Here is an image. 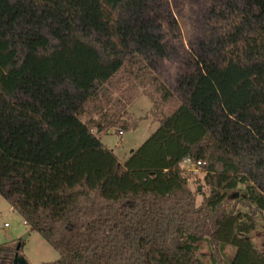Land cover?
Returning a JSON list of instances; mask_svg holds the SVG:
<instances>
[{"label":"trees","instance_id":"16d2710c","mask_svg":"<svg viewBox=\"0 0 264 264\" xmlns=\"http://www.w3.org/2000/svg\"><path fill=\"white\" fill-rule=\"evenodd\" d=\"M195 1L169 87L155 72L179 56L183 0H0V196L51 264H264V0ZM141 84L159 125L120 162L100 134L129 130ZM186 161L224 179L195 191Z\"/></svg>","mask_w":264,"mask_h":264},{"label":"rangeland","instance_id":"374dc122","mask_svg":"<svg viewBox=\"0 0 264 264\" xmlns=\"http://www.w3.org/2000/svg\"><path fill=\"white\" fill-rule=\"evenodd\" d=\"M178 14L181 28L180 41L177 42L178 57L163 58L158 60L156 74L158 79L169 87H174L178 76L187 70V60L191 57V43L201 33L200 7L195 0H183L179 5ZM152 85L141 84L138 88L136 100L128 109L129 130L121 136L113 131L100 134L101 141L117 155L120 162H124L158 127L157 115L153 111L152 99L154 95ZM182 167L195 175L189 185L193 190L199 188L200 192L207 195L210 188L220 184L224 177L206 175L196 170L190 162L183 163ZM200 193V194H201ZM234 192H230L226 199L229 206L235 198ZM203 196L198 195V203ZM29 235L25 240L22 238ZM255 246L264 251V222L261 221L256 231L252 234ZM20 240L23 242V257L28 264H51L55 262L58 253L36 232H30L24 225L23 219L12 206L0 196V245ZM2 264H12L13 261L6 255H0Z\"/></svg>","mask_w":264,"mask_h":264},{"label":"water","instance_id":"95a60500","mask_svg":"<svg viewBox=\"0 0 264 264\" xmlns=\"http://www.w3.org/2000/svg\"><path fill=\"white\" fill-rule=\"evenodd\" d=\"M29 235V232L24 236L22 239L25 240L27 236ZM20 246L17 247V251L19 250ZM12 264H28L24 257L19 256L16 252L13 263Z\"/></svg>","mask_w":264,"mask_h":264},{"label":"built area","instance_id":"2783aa9c","mask_svg":"<svg viewBox=\"0 0 264 264\" xmlns=\"http://www.w3.org/2000/svg\"><path fill=\"white\" fill-rule=\"evenodd\" d=\"M187 162H189V161H186L185 163H187ZM197 165H200V162H198V164ZM194 168H195V166H194Z\"/></svg>","mask_w":264,"mask_h":264},{"label":"crops","instance_id":"0c3cea01","mask_svg":"<svg viewBox=\"0 0 264 264\" xmlns=\"http://www.w3.org/2000/svg\"><path fill=\"white\" fill-rule=\"evenodd\" d=\"M23 223H24V221H23ZM25 225V224H24Z\"/></svg>","mask_w":264,"mask_h":264}]
</instances>
